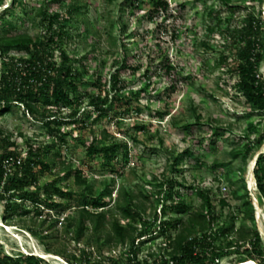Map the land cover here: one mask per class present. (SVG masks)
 I'll return each instance as SVG.
<instances>
[{
	"label": "rangeland",
	"instance_id": "rangeland-1",
	"mask_svg": "<svg viewBox=\"0 0 264 264\" xmlns=\"http://www.w3.org/2000/svg\"><path fill=\"white\" fill-rule=\"evenodd\" d=\"M152 1L23 0L10 16L19 31L41 35L46 30L39 14L41 9L51 15L59 12L65 17L71 5H79L80 14L68 21L61 16L54 30H62L63 35L58 39L72 67L83 74L84 82L76 92L71 90L75 105L54 107L64 117L77 111V120L65 122L59 131L48 130L41 121L26 114L22 106L15 105L11 112L0 116V129L15 143L11 147L0 142V152L15 150L23 159L31 146L39 147L46 159L53 158V151L61 153L48 170L37 168L40 175L37 185L17 192L12 217L3 219L4 206L0 201V222L10 225L16 235L0 227V245L8 255L17 256L22 251L47 253L49 264H65L51 258L47 245L42 242L45 241L51 248H63L78 257L86 252L87 264L97 260L108 264L111 257L126 264L130 258L129 245L99 248L88 245L89 232L78 242L72 231L67 232L65 224L50 228L51 221L44 222L50 207L46 203L42 206L44 215L36 216L27 193L36 192L44 197L46 192L53 193V201L66 206L80 198L82 190L74 177L66 178L62 172L69 163L83 171L97 195L110 188L113 193L105 199L111 204L122 186L136 195L143 191L151 196L137 199L143 203L146 210L143 215L148 221L137 222V226L149 233L142 238L144 243L138 254L141 264L153 262L150 252L160 258L163 255L161 247L166 239L150 234L153 227L149 223L156 213L162 215L163 199L167 201V184L171 179L186 184V187L175 185V197L184 199L193 210L201 204L197 188L211 191L218 211L221 210L219 200L226 199L228 205L222 210L225 219L229 213H237L241 206V199L233 197L232 191L241 185L239 171L245 165L256 223L264 237V205L257 200L256 185L250 182L253 164L264 151V144L253 147L252 155L240 150L264 131V115L252 112L246 103L237 87L236 72L239 58L236 51L245 43L241 31L249 16L264 17V2L167 0L168 12L158 13L153 12ZM133 2L138 7H133ZM12 3L13 0H4L0 13ZM54 55L60 61L61 49H56ZM222 55L227 57L225 62L220 61ZM166 65L172 67L171 72L166 71ZM118 70L116 85L121 87L118 94L122 99L112 102V95L116 93L112 88L113 75ZM102 107L106 114L98 119L96 116ZM198 114L202 118L197 123ZM116 142H122L123 147L111 163L103 156L88 153L90 144L102 147ZM52 144H55L54 150ZM237 151L242 152L235 156ZM228 177L234 179L233 185ZM52 182L61 191L72 193L71 196L58 192ZM190 185L192 189L188 188ZM162 189V200L158 201L156 193ZM25 210L29 213L22 214ZM167 213L166 217L178 215L171 210ZM112 215L127 222L116 210ZM61 216L71 220L76 212L72 208ZM23 227L27 231L29 227L34 228L40 236L30 232L32 238L28 239L20 231ZM242 256V250H237L223 256L219 264L237 263ZM60 258L71 264L66 257Z\"/></svg>",
	"mask_w": 264,
	"mask_h": 264
},
{
	"label": "trees",
	"instance_id": "trees-1",
	"mask_svg": "<svg viewBox=\"0 0 264 264\" xmlns=\"http://www.w3.org/2000/svg\"><path fill=\"white\" fill-rule=\"evenodd\" d=\"M113 1V0H111ZM228 3L230 0H222ZM23 0H13L3 12L0 13V116L12 111L15 105L22 106L25 113L33 119L39 120L50 131H59V127L68 121L77 120V111L70 113L68 117L60 115L58 110L64 106L75 105V99L71 96V90L76 92L79 85L84 82L83 74L72 67V63L62 48L63 32H56L54 27L61 18V13L49 14L41 9L39 14L44 20L46 30L41 35H32L27 31H19L15 20L10 18L17 5ZM261 3L264 0H260ZM153 12H168L170 3L167 0H153ZM4 5V0H0V8ZM133 7H138L135 2ZM68 16H62L65 20H71L80 14L79 5H71ZM262 11V10H261ZM263 13V11H262ZM62 28V27H61ZM213 30V28H211ZM245 38V43L236 51L239 56L236 72L238 75L237 87L243 92L246 103L251 107L252 112L264 115V17L249 16L244 29L241 31ZM61 49V60L55 58V50ZM227 57L221 56L220 61L225 62ZM218 61V66L220 63ZM166 71L171 72L172 67L166 65ZM119 70L113 75V89L116 93L112 95V102L121 100L118 94L120 86L116 85ZM174 90L175 87H172ZM129 100V97H124ZM123 98V99H124ZM105 104V103H103ZM98 110L96 118H101L106 114L103 109ZM201 115H197V123L201 120ZM0 142L7 146H15L10 142L9 136H4L0 129ZM264 144V131L245 145V152L251 153L253 147H260ZM123 147L122 142L106 144L98 147L95 144L88 145V153L91 155L103 156L107 162L111 163L118 157V151ZM55 144L51 145L54 150ZM53 158L46 159L41 149L30 147L28 156L23 159L15 150L0 152V201L3 202V219L13 216L15 200L18 199L17 192L28 186L37 185L40 175L37 168L48 170L50 164L56 158L61 157L60 151H53ZM242 151L234 152L235 156ZM253 153H251L252 155ZM9 157L22 158L21 165H16L12 174L6 173L4 162ZM247 163V158H244ZM66 178L74 177L75 182L82 190L79 199L72 205H64L61 202L53 201V193L46 192L47 197L39 193H27L32 202L36 216H43V204L50 207L46 213V219L51 221L50 228L58 223L65 224L67 232H73L76 241H80L87 236L88 245L119 247L129 245L130 258L126 264H141L138 254L144 243L142 238L149 234L140 231L137 222L146 221L144 218L143 203L137 201L139 197L149 199L147 193L141 191L136 195L132 190L121 187L118 189V197L113 204L105 199L111 196L113 191L107 188L105 192L97 195L93 187L89 185L88 179L84 177L83 171L74 168L72 163L65 165L62 169ZM257 184V200L264 205V151L258 154L253 169ZM241 185L232 191L233 197L241 199L242 203L238 212H231L223 219V208L228 205L226 199H220L221 210L216 209L215 199L210 190L197 188V195L201 200L198 209L193 210L184 199H176L174 187L176 184L186 187L185 183L171 179L168 181V194L162 204V215L157 213L150 227L152 233L163 236L166 239L162 246V256L150 252L154 258L151 264H219L223 256L236 253L242 250V258L237 262L248 260L258 261L264 264V237L258 229L256 223V208L254 198L247 187L245 165L239 171ZM228 182L233 185L234 179L228 177ZM58 192L71 196L56 187V182L51 183ZM188 188H193L192 185ZM163 189L157 191L156 198L162 200ZM44 197V198H42ZM22 198V197H21ZM45 208V207H44ZM74 208L76 216L69 220L61 215ZM113 210L122 214L127 220L123 223L118 217L112 215ZM174 211L177 216H167V211ZM53 211H55L53 213ZM25 210L22 214H27ZM163 217H166L163 219ZM240 220L237 225L236 221ZM249 222V223H247ZM109 225V227H107ZM24 228V227H23ZM25 229V228H24ZM72 229V230H71ZM31 233L40 236L37 231L29 227ZM156 238V237H155ZM46 251L48 253L64 256L71 264H87L86 252H82L79 257L76 254H69L63 248H51L49 243ZM87 262V263H86ZM0 264H49L46 259L36 256L19 253L17 256L8 255L0 245ZM93 264H104L97 260ZM108 264H121L114 257L110 258Z\"/></svg>",
	"mask_w": 264,
	"mask_h": 264
},
{
	"label": "built area",
	"instance_id": "built-area-1",
	"mask_svg": "<svg viewBox=\"0 0 264 264\" xmlns=\"http://www.w3.org/2000/svg\"><path fill=\"white\" fill-rule=\"evenodd\" d=\"M21 163H22V158L15 159L14 157H9L4 162V166L6 168V173L12 174L16 165H21Z\"/></svg>",
	"mask_w": 264,
	"mask_h": 264
},
{
	"label": "bare ground",
	"instance_id": "bare-ground-1",
	"mask_svg": "<svg viewBox=\"0 0 264 264\" xmlns=\"http://www.w3.org/2000/svg\"><path fill=\"white\" fill-rule=\"evenodd\" d=\"M250 182H251V185H255V178H254V175L253 174H251V177H250ZM1 222H0V226H1ZM8 232H11L12 233V235H15L12 231H11V229H10V227H8ZM16 236V235H15ZM47 253H42V255L43 256H45ZM51 254V253H50ZM46 257V256H45ZM47 258V257H46ZM51 258H53V259H55V260H57V261H59V262H64V260L63 259H61L58 255H54V254H51ZM234 264H258L257 262H255V261H246V262H240V263H234Z\"/></svg>",
	"mask_w": 264,
	"mask_h": 264
},
{
	"label": "clouds",
	"instance_id": "clouds-1",
	"mask_svg": "<svg viewBox=\"0 0 264 264\" xmlns=\"http://www.w3.org/2000/svg\"><path fill=\"white\" fill-rule=\"evenodd\" d=\"M255 185H256V187H257L256 180H255ZM1 223H2V224H1L0 227H1L2 229H4V230L6 231V233H8V234H12L11 232H8V230H7L8 227H10V225H8V224L6 225L3 221H1ZM20 231L23 232V233H25V234H27L26 236L28 237V239L32 238V234L30 233V231H27V230L24 229V228H21ZM23 248H24V247H23ZM24 249H25V248H24ZM20 252H21V250H20ZM22 253L26 254V253L23 252V251H22ZM31 254H32V255H35V254H39V253L31 252V253L28 254V255H31ZM40 254H42V253H40ZM36 256H37V255H36ZM59 257H60V256H59ZM44 259L48 260L46 257H45ZM61 259H62V258H61ZM64 263H65V264H69V263H67V262H65V261H64Z\"/></svg>",
	"mask_w": 264,
	"mask_h": 264
},
{
	"label": "water",
	"instance_id": "water-1",
	"mask_svg": "<svg viewBox=\"0 0 264 264\" xmlns=\"http://www.w3.org/2000/svg\"><path fill=\"white\" fill-rule=\"evenodd\" d=\"M257 157H258V155H257ZM257 157H256L255 162H254V164H253V169H254V165H255V163H256ZM252 174L254 175V172H252ZM254 178H255V175H254ZM255 180H256V179H255Z\"/></svg>",
	"mask_w": 264,
	"mask_h": 264
}]
</instances>
